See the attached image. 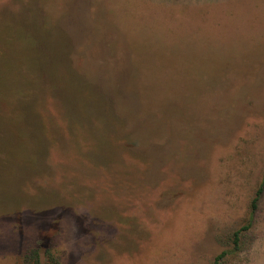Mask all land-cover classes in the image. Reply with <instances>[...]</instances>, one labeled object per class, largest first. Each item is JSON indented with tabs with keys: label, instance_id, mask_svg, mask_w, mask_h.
<instances>
[{
	"label": "rangeland",
	"instance_id": "1",
	"mask_svg": "<svg viewBox=\"0 0 264 264\" xmlns=\"http://www.w3.org/2000/svg\"><path fill=\"white\" fill-rule=\"evenodd\" d=\"M224 250L264 264V0H0V264Z\"/></svg>",
	"mask_w": 264,
	"mask_h": 264
},
{
	"label": "trees",
	"instance_id": "2",
	"mask_svg": "<svg viewBox=\"0 0 264 264\" xmlns=\"http://www.w3.org/2000/svg\"><path fill=\"white\" fill-rule=\"evenodd\" d=\"M262 190H263V186L260 187V189L258 190V195L257 197L254 199L253 201V209H252V215L248 221L247 224H245L243 227H241L240 229L236 230L234 235H235V243L238 244L239 243V239H240V236H241V233L245 230H249L252 226V222H253V215H254V212L257 208V200L260 196V194L262 193ZM237 247V246H236ZM235 252V251H233ZM231 252V253H233ZM230 251H227V250H224L222 251L216 258H215V261H214V264H225L226 262V259L228 258L229 254H231ZM38 252H33L28 258L31 259L33 258L34 259V262L33 264H44L42 263L39 258H38ZM60 261L57 259V258H54L52 257V261L50 263H46V264H60L59 263Z\"/></svg>",
	"mask_w": 264,
	"mask_h": 264
}]
</instances>
